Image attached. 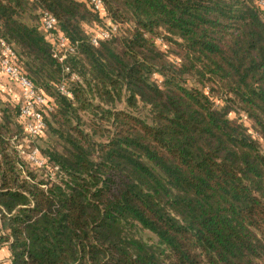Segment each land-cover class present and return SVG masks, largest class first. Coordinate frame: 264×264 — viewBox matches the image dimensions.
I'll list each match as a JSON object with an SVG mask.
<instances>
[{
    "label": "trees",
    "instance_id": "obj_1",
    "mask_svg": "<svg viewBox=\"0 0 264 264\" xmlns=\"http://www.w3.org/2000/svg\"><path fill=\"white\" fill-rule=\"evenodd\" d=\"M258 1L102 0L96 12L90 0H0V44L52 108L42 169L10 142L27 136L20 102L0 118L12 264H264ZM44 11L74 49L63 63Z\"/></svg>",
    "mask_w": 264,
    "mask_h": 264
},
{
    "label": "built area",
    "instance_id": "obj_2",
    "mask_svg": "<svg viewBox=\"0 0 264 264\" xmlns=\"http://www.w3.org/2000/svg\"><path fill=\"white\" fill-rule=\"evenodd\" d=\"M258 3L261 7H264V0H259ZM89 4L94 11H103L102 0H90ZM41 28L52 44L54 58L63 63L67 54L73 53L74 49L66 36L58 32L56 18L51 13L44 11L41 17ZM116 29L117 27L113 24H109L107 29L96 28L92 31L90 37L91 44L97 45L99 41L108 39ZM0 46V75L9 79L19 88L20 112L18 118L24 124V130L27 135L23 142L15 139L10 140V142L14 150L24 157L26 162L31 164L33 168L42 169L46 167V160L41 156L37 143L44 135L46 128L44 121L45 110L51 111L52 108L48 106L47 97L34 86L17 65L18 58L14 50L3 41ZM65 71L68 72V69L66 68ZM71 78L76 79L75 76H71ZM59 90L68 98L72 97V94L64 84L60 86ZM29 144H32V146L28 147ZM0 264H12V262L11 259L3 260L0 258Z\"/></svg>",
    "mask_w": 264,
    "mask_h": 264
},
{
    "label": "rangeland",
    "instance_id": "obj_3",
    "mask_svg": "<svg viewBox=\"0 0 264 264\" xmlns=\"http://www.w3.org/2000/svg\"><path fill=\"white\" fill-rule=\"evenodd\" d=\"M107 22V20H105ZM120 29L126 30V26L122 25L120 26ZM161 39V38H160ZM18 87L14 83H12L9 79L6 77L0 75V112L1 116L3 118V114L5 113V110L8 105L10 104H18L19 103V92H18ZM215 102L218 104L219 100L215 99ZM245 120V119H244ZM246 126H249L247 122ZM250 133L253 135L255 139H257L262 147V150L264 151V138L258 135L257 133L253 132L250 130ZM23 137V135H21ZM37 145L41 147L43 145V141L40 140L38 141Z\"/></svg>",
    "mask_w": 264,
    "mask_h": 264
},
{
    "label": "crops",
    "instance_id": "obj_4",
    "mask_svg": "<svg viewBox=\"0 0 264 264\" xmlns=\"http://www.w3.org/2000/svg\"><path fill=\"white\" fill-rule=\"evenodd\" d=\"M18 92H19V102H20V91H19V89H18ZM0 258H2L3 260H10L11 259V253H10L8 246H3L0 248Z\"/></svg>",
    "mask_w": 264,
    "mask_h": 264
}]
</instances>
